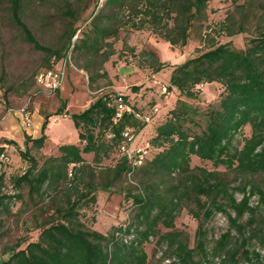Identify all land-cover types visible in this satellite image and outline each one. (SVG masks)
<instances>
[{
	"label": "trees",
	"instance_id": "obj_1",
	"mask_svg": "<svg viewBox=\"0 0 264 264\" xmlns=\"http://www.w3.org/2000/svg\"><path fill=\"white\" fill-rule=\"evenodd\" d=\"M4 1L13 23L34 48L46 51L53 61L72 55L93 80L89 71L105 74L103 63L115 52L113 40L122 30L148 29L171 46L185 45L192 25L207 17L211 0H102L81 29L72 27L79 12L67 1L61 11L69 22L67 45L59 50L39 43L22 20L23 5L29 0ZM77 30L79 35L72 40ZM221 30L228 36L250 32V37L243 48L219 43L172 67L167 88L179 97L154 125L140 164L134 165L120 147L134 148V137L150 116L134 107L127 95L114 90L71 113L79 144H58L57 154L45 156L40 164L28 154L27 144L44 145V128L52 114L44 115L39 136L24 135L25 149H19V154L29 165L12 178V184L16 188L26 185L35 204L47 197L55 218L39 225L36 240L23 248H8L9 255L0 264H149L143 244L151 236L157 237V244L166 245V264H200L195 252L202 259L209 255L203 221L215 212L224 213L228 220V230L212 251L219 257L216 264H264V257L250 248L255 243L264 249V181L253 180L264 176V0L236 4L222 21ZM123 44L127 46L126 41ZM140 56V65L153 72L166 65L152 50H142ZM214 81L222 85L220 97L203 113L181 99L197 98V86ZM120 103L129 109L120 111ZM200 115L203 125L196 119ZM245 126L249 127L246 135ZM5 140L17 145L12 139ZM149 145L158 149L151 157ZM114 149L120 154L115 164L103 165ZM86 153L93 154L92 162L85 159ZM192 156L210 161L214 169L191 166ZM218 166L243 181L232 185ZM124 175L136 177L142 184L140 190L129 189L124 194L134 208L132 221L113 225L107 233L86 226L81 208L96 203L97 191H109ZM4 182L0 169V208L7 210L12 196L2 190ZM252 196L257 197L256 204H251ZM184 207L198 220L192 248L178 231L160 233L158 228L160 224L173 228Z\"/></svg>",
	"mask_w": 264,
	"mask_h": 264
},
{
	"label": "rangeland",
	"instance_id": "obj_2",
	"mask_svg": "<svg viewBox=\"0 0 264 264\" xmlns=\"http://www.w3.org/2000/svg\"><path fill=\"white\" fill-rule=\"evenodd\" d=\"M67 1L71 2L79 12L78 20L72 27L81 29L89 21L90 13L96 6H100L102 0H29L22 8V20L33 36L39 43L52 50L63 49L67 45L69 22L61 13ZM243 1H209L207 17L192 25L187 43L182 46H171L148 29L122 30L113 40L115 52L103 63L105 74L100 76L94 71H89L94 74L93 80L88 79V71L81 68L70 55L69 61L62 63L64 75L57 92L38 87L35 83V74L52 64L59 65L61 60L53 61L54 57H48L46 51L34 48L24 38L19 27L13 23L7 3L0 0V153L4 151L8 155V161L2 163L0 169L5 178L2 190L12 196L8 204L9 208L7 210L0 208V260L9 255L5 252L8 248L16 245H19L18 248H23L27 242L36 240L40 231L39 225L45 219L55 218L47 197L35 204L27 194L26 185L16 188L12 184V178L22 174L29 165L28 160L19 154V149H25L24 135L39 136L44 115L52 114L44 128V133L47 135L44 145L35 148L31 143L27 144L28 154L35 157L40 164L45 156L57 154L58 144H79L77 130L73 126L70 114L82 110L107 91L114 90L127 95L134 107L150 116L149 122L134 137L132 143L134 148L146 147V142L153 134L154 125L163 120L166 111L179 97L175 91L167 88L172 67L219 43L230 42L236 48L245 47L254 27L253 23L249 27L250 32H240L232 36L224 34L221 30L225 16L234 11L236 4ZM79 30L72 40L79 35ZM123 41L127 42V46H124ZM142 50H152L166 65L156 72L149 67L141 66ZM83 63L84 60L80 59L79 64ZM165 87L166 91L163 90ZM197 89V98L180 97L203 113L209 105L217 103L222 85L214 81L199 84ZM23 107L31 113L29 126L23 124L21 118ZM57 109H61L60 114H54ZM196 119L204 124L202 115ZM243 133L245 135L249 133L248 126L243 128ZM5 139H12L17 145ZM157 150L149 145L148 157ZM119 156L118 151L114 149L102 164L114 165ZM92 158V153L85 154L87 161L92 162ZM190 164L214 169L210 161L200 160L197 156H192ZM216 169L225 172L232 185H238L243 181L232 172L226 171L224 166H218ZM253 180L263 184L264 176H255ZM141 187L138 178L122 176L109 191H97L96 203L81 208L82 220L86 226L103 233H107L113 225L132 221L134 208L131 199L125 198L124 194L129 189L137 191ZM237 197L240 195L237 194ZM256 199V196H252L251 204H256ZM158 228L160 233L169 230L178 231L189 247H195L198 220L186 207L182 208L175 217L173 228L168 229L161 224ZM203 229L209 255L207 259H202L201 255L195 252V259L200 264H216L219 257L214 256L212 251L220 235L228 230L226 215L215 212L209 219L203 221ZM156 239V236H151L143 244L147 261L149 264H166L168 261L164 255L166 245L157 244ZM250 248L264 257V249L257 244L253 243Z\"/></svg>",
	"mask_w": 264,
	"mask_h": 264
},
{
	"label": "built area",
	"instance_id": "obj_3",
	"mask_svg": "<svg viewBox=\"0 0 264 264\" xmlns=\"http://www.w3.org/2000/svg\"><path fill=\"white\" fill-rule=\"evenodd\" d=\"M69 59H70V55H66V57L60 61L59 64L60 66L58 64H55L54 66L39 70L35 74L36 85L41 89L49 90V91H55L56 89H58L64 75L62 63L69 61ZM163 90L165 91V88H163ZM118 109L121 111L123 109H129V107L122 105L120 103L118 104ZM21 118L23 124H25L26 126H29L31 124V113L29 110L26 109V107L21 108ZM124 134L127 135L129 139L132 138V136H130L127 132H125ZM120 149L123 153H125L129 158L132 159L134 165L140 164L147 153L146 147L131 148L126 145H121ZM7 161H8V155L4 151L1 152L0 162H7ZM130 236L131 235H129L128 238Z\"/></svg>",
	"mask_w": 264,
	"mask_h": 264
},
{
	"label": "crops",
	"instance_id": "obj_4",
	"mask_svg": "<svg viewBox=\"0 0 264 264\" xmlns=\"http://www.w3.org/2000/svg\"><path fill=\"white\" fill-rule=\"evenodd\" d=\"M146 145H147V142H146Z\"/></svg>",
	"mask_w": 264,
	"mask_h": 264
}]
</instances>
